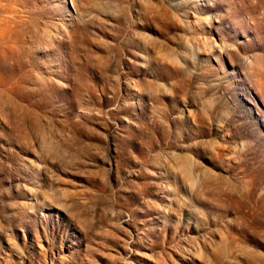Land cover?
<instances>
[{
    "label": "rangeland",
    "instance_id": "obj_1",
    "mask_svg": "<svg viewBox=\"0 0 264 264\" xmlns=\"http://www.w3.org/2000/svg\"><path fill=\"white\" fill-rule=\"evenodd\" d=\"M0 264H264V0H0Z\"/></svg>",
    "mask_w": 264,
    "mask_h": 264
}]
</instances>
